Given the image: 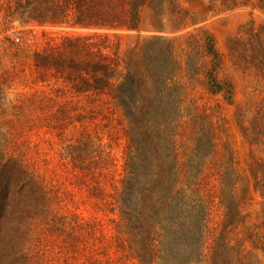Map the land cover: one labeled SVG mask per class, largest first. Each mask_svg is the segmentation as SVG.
<instances>
[{
	"label": "trees",
	"instance_id": "obj_1",
	"mask_svg": "<svg viewBox=\"0 0 264 264\" xmlns=\"http://www.w3.org/2000/svg\"><path fill=\"white\" fill-rule=\"evenodd\" d=\"M148 1L16 0L15 12L27 23L135 31ZM252 23L228 38V56L238 68L256 69L264 78V24L256 30ZM89 40L65 37L50 44L37 53L36 66L44 75L63 78L75 93L108 92L122 110L127 140L122 177L109 198L118 215L114 245L136 264H263L258 253L264 254V201L261 222L247 226L242 209L251 199L250 178L227 147L218 156L206 110L186 103L173 43L151 37L124 48L117 40L105 52L96 40L87 45ZM203 46L211 58L208 92L234 104V84L217 76L222 55L214 37L208 34ZM187 58V70L194 72ZM258 113L263 124L256 119L257 133L264 136V112ZM93 146L97 155L106 153ZM258 167L260 178L253 169L250 174L264 199V163ZM59 206L54 190L2 153L0 264H49L48 259L78 254L83 238L73 235ZM57 237L63 244L51 240Z\"/></svg>",
	"mask_w": 264,
	"mask_h": 264
},
{
	"label": "rangeland",
	"instance_id": "obj_2",
	"mask_svg": "<svg viewBox=\"0 0 264 264\" xmlns=\"http://www.w3.org/2000/svg\"><path fill=\"white\" fill-rule=\"evenodd\" d=\"M259 1L149 0L141 9V29L128 31L27 23L15 12L16 0H0V155L15 159L47 190H54L59 213L71 224L73 235L83 238L78 254L48 259L49 264H91L93 259L96 264L136 263L114 245L118 215L109 199L122 177L127 143L122 110L108 92L78 94L63 78L42 74L36 66L37 53L44 54L50 44L65 37L89 38L87 45L96 40L105 52L117 40L124 48L151 37L170 40L186 103L206 110L217 135L218 156L227 147L241 174L250 178L251 199L242 211L245 224L256 226L262 220L264 199L250 169L260 178L264 136L257 133L256 119L263 122L256 112H264V78L256 69L243 70L231 62L227 40L252 22L256 30L264 24ZM208 34L222 55L219 80L234 84V104L207 90L205 74L211 58L203 45ZM187 54L194 72L187 70ZM93 142L106 153L93 152ZM219 214L214 213V222ZM51 240L63 244L61 237ZM258 254L264 264V254Z\"/></svg>",
	"mask_w": 264,
	"mask_h": 264
},
{
	"label": "built area",
	"instance_id": "obj_3",
	"mask_svg": "<svg viewBox=\"0 0 264 264\" xmlns=\"http://www.w3.org/2000/svg\"><path fill=\"white\" fill-rule=\"evenodd\" d=\"M15 42L19 43L20 42V37L15 38Z\"/></svg>",
	"mask_w": 264,
	"mask_h": 264
}]
</instances>
